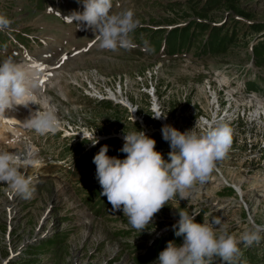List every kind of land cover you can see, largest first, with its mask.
Listing matches in <instances>:
<instances>
[{"label": "rangeland", "instance_id": "1", "mask_svg": "<svg viewBox=\"0 0 264 264\" xmlns=\"http://www.w3.org/2000/svg\"><path fill=\"white\" fill-rule=\"evenodd\" d=\"M204 4L205 0H113L114 14L131 9L134 19L139 23L134 29L137 32L134 40L129 39L128 33L131 47L112 51L101 50L96 42L89 43L91 39L94 40L93 32L91 36L86 35L75 29V22H64L63 16H69L79 8L83 11V6L77 0H0V16L11 20L10 26L0 29L8 39L7 46L0 48V62L12 58L18 64L29 65L31 60H35L31 58L38 57L42 49L47 51L40 60L49 66L48 73L44 72L43 75H50L43 81L40 74L43 71L38 73V98L36 104L28 107L29 120L36 117V109L41 113L52 109L58 122L54 130L62 129L70 122L74 127L70 133H80L66 136V132L57 131L52 135L40 133L31 124H25L28 129L21 135L22 141L18 138L16 142L1 139L0 150L21 156L28 152L31 144L35 145L38 148L36 164H39L38 168H42L41 171L38 170L39 173L33 167L22 170L34 178L35 192L31 199H24L12 193L6 185L0 184L1 258L6 256V247L9 245L11 250L19 251L11 264H132L136 254H140L137 250L144 237L154 239L155 249L152 253L164 250L169 241H174L177 245L182 243V237L179 240L175 237L166 239L167 234L174 230L173 225L179 219L180 211L198 212L195 221L198 220L199 223L220 219L222 223L217 226L218 234L226 228L237 239L245 231L253 230L254 225L264 226V199L259 198L263 188L254 187L256 183L264 184V156H261L264 145L253 147L264 138L259 135L254 137L255 133H264V122L259 120L253 124L256 132L251 129L252 125L244 122L238 126L239 131L235 129V125L231 126L234 128L232 139H237L234 141L235 147L229 148L233 152H227L222 159L216 161V166L221 168L228 181L225 179L221 186L215 187L221 181L211 182L213 175H218L214 168L206 182H197L184 200L179 197L170 200L154 214L148 229L140 232L131 227L127 217L123 213L117 215L118 211L109 207V202L104 207L100 206L103 210L97 208L101 204L99 200L104 196L100 195L101 199L97 197L93 201L89 197L98 189L102 190L101 187L98 188L95 174H92L95 169L93 157L102 145H108V156L118 152L123 145L115 140L118 133L127 134L135 129L143 131L156 141L155 150L160 153L162 151V157L168 160V142L162 139V135H152L153 127L157 125L152 120L149 106L151 100L146 93L148 89L145 88L150 87V78L160 97L161 111L165 112L171 122H176L182 132L193 129L196 121H200V116L210 114L212 100L209 99L208 80L222 81V75L230 76L231 80L238 82L248 78L253 73L251 69L259 70L262 77L248 82L247 89L258 92L257 96L264 104V58L256 59V65L251 61V46L264 41V36L252 34L244 24L234 26L229 18L235 16L226 4L213 10L203 9ZM238 4L243 15L248 16L242 17L243 23H247V20L264 23V0H238ZM54 12L60 14V17ZM199 17H202L203 22L211 24V27L224 24L221 29L223 33H235L228 49L224 53H200L208 32L191 28L188 33L192 32L194 38L188 51L183 52L187 57H177L179 59L175 60L171 58L159 64L157 48L164 38L163 32L159 30L172 31L171 36L175 32L173 26H184L188 20H199ZM186 40V37L181 38L180 42H184L186 46L178 51L186 49ZM148 42H152L150 48ZM169 43L173 44V38ZM54 45L58 49L49 51ZM63 50L66 56L74 51L80 55L54 69L58 59L56 57H60ZM75 65H80L82 71L88 70V73L96 72V76H103L104 81L112 88L120 81L123 95L120 98L117 94V98L133 104L137 115L144 116L148 124L147 130L135 123L136 117L132 118L133 121L130 120L129 112L124 106L106 100L99 102L73 87L71 82L79 75L66 74L68 70H76ZM84 75L86 73L82 74ZM100 86L105 85L101 83ZM46 96L50 97L49 107L42 104L47 99ZM242 100L246 106H253L251 117L258 113L256 110L259 107L253 98L251 103L247 99ZM196 113L200 114L199 118L193 116ZM94 131L99 143L93 147L88 143L89 139L83 140V137L91 136ZM251 144L253 145L250 146ZM115 156L124 159L126 154L118 152ZM226 163L229 165H224ZM240 184L242 195L232 188ZM202 192L205 194L202 195ZM105 199L107 200L106 197ZM60 234L66 235L64 242L57 244L56 240L55 246H49L50 242H47L43 248L45 251L28 250V246L34 247L41 238ZM259 235L260 239L252 244H239V252L232 264H264V231ZM211 260L212 264H224L218 256Z\"/></svg>", "mask_w": 264, "mask_h": 264}, {"label": "clouds", "instance_id": "2", "mask_svg": "<svg viewBox=\"0 0 264 264\" xmlns=\"http://www.w3.org/2000/svg\"><path fill=\"white\" fill-rule=\"evenodd\" d=\"M83 11H73L66 17L76 29L92 30L94 40L101 50L115 51L129 48L127 38L139 23L131 9L113 13V0H77ZM11 25V20L0 16V29ZM38 73L16 63L12 58L0 62V113L14 105L27 107L37 99ZM44 102V101H42ZM46 104V102H44ZM156 119L164 117L158 113ZM57 120L53 110L48 109L30 121L38 132L54 130ZM162 139L168 142V160L155 150L156 141L143 131H131L123 135V145L119 152L124 159L108 156V145H102L93 157L95 178L114 211H122L134 229H148L154 214L170 200H184L189 190L197 183L203 184L232 144L233 129L226 123H218L214 118H201L195 127L183 133L170 125L161 128ZM89 144L95 146L99 139L95 131ZM37 163L33 153L25 155L0 150V184L6 185L12 193L24 199L34 195L33 177L25 171ZM198 212L180 211L179 219L173 225L175 236L182 237L177 245L169 241L154 264H210L218 256L224 264H232L239 252V244H252L260 239L264 226L254 225L245 231L240 239L225 228L218 234L220 219L197 223Z\"/></svg>", "mask_w": 264, "mask_h": 264}, {"label": "trees", "instance_id": "3", "mask_svg": "<svg viewBox=\"0 0 264 264\" xmlns=\"http://www.w3.org/2000/svg\"><path fill=\"white\" fill-rule=\"evenodd\" d=\"M226 4L231 12L234 14L236 17H248L247 15H243L244 12L239 8L240 5L238 4V0H205V4L203 5L204 8H208L209 10H213L215 7L224 5ZM230 13V12H229ZM234 26L238 25H243L247 28V31L251 32L252 34H259L263 33L261 36H264V23H260L257 21L253 20H247L250 21L251 23H243L242 20H237L235 18H229ZM199 20L191 19L188 21L187 25L182 27V28H177L174 30L175 32L172 34L171 37H173V45H180L182 42H180L181 38H187L186 43L187 46L189 45L191 39L194 38L192 35V32L188 33L191 28L197 29L198 31L202 32H208L207 34V41L205 42L206 44V50L212 51L215 53H224L229 46V43L232 42V35H235V33L227 34L226 32H222L223 25L220 27H211L208 22H203L202 17H199ZM196 30V31H197ZM6 41V38L3 37V35L0 33V47L5 46L4 43ZM183 45L184 42L182 43ZM260 44V45H259ZM186 46V45H185ZM252 55L254 56L255 59H263L264 58V41H261L260 43L256 44L252 48ZM242 126V125H241ZM239 131V129H237ZM237 131V132H238ZM99 191V189H98ZM97 195V194H96ZM199 223L200 221H195ZM176 240H179L181 237L174 236ZM172 238H169L171 240ZM174 239V240H175ZM57 240V244L61 241L63 242L64 240L62 239V235L59 238H56V236H53L52 238L46 239L44 241H40L35 247L29 246L28 250L30 252L36 251L39 249V251L44 250L45 243L50 242L49 246H55V241ZM63 240V241H62ZM153 251V250H152ZM162 250H158L154 254L157 255L160 253ZM151 253V252H150ZM150 255L147 258H140L137 259V264H146L148 260H150L153 255Z\"/></svg>", "mask_w": 264, "mask_h": 264}, {"label": "bare ground", "instance_id": "4", "mask_svg": "<svg viewBox=\"0 0 264 264\" xmlns=\"http://www.w3.org/2000/svg\"><path fill=\"white\" fill-rule=\"evenodd\" d=\"M52 45H50V47H51ZM66 47V46H65ZM56 49H58V46L57 45H54L49 51H54V50H56ZM80 49V48H79ZM47 51H46V49L45 50H41L39 53H38V57H36V58H31V59H35V60H31V65H25V66H27V67H29V68H31V69H33L35 72H40L41 70H43L44 69V67H46V66H44L43 65V63L41 62V57H44V56H42L44 53H46ZM87 52V51H86ZM40 54V55H39ZM83 60H81V62H82ZM34 62V63H33ZM52 62V61H51ZM69 63V62H68ZM75 63V62H74ZM51 64V63H50ZM76 66V69H78V66L77 65H75ZM49 67V66H48ZM53 69V68H52ZM69 71L70 70H68V72H67V74L69 73ZM48 73V72H47ZM55 73V72H54ZM53 76V75H52ZM41 78V77H40ZM42 81V80H41ZM43 82V81H42ZM38 83H39V81H38ZM39 86V85H38ZM40 88V87H39ZM44 90H45V88H44ZM39 91V90H38ZM40 93H42V92H40ZM117 98V97H116ZM255 101H256V103H257V107H259L257 110H256V112H258V113H256V114H254L255 116H257L259 113H260V111H259V109H260V107H262L264 104H263V102H262V100L260 99V98H253ZM253 101V100H252ZM36 102H37V99H35L34 101H33V104L32 103H30L29 105L31 106V105H34V104H36ZM44 102H46V104L44 103ZM42 104H43V106H47L48 105V102L47 101H44ZM29 105L27 106V107H24V106H22V105H14L12 108H9V109H5V111H4V113H0V141H1V139H2V141L3 140H5V139H11L13 142L16 140V138L18 137V136H20L22 133H24V130L27 128V127H25V124H27V125H30V120H29V118H28V116H30V114H28L29 112ZM29 107V108H28ZM49 107V106H48ZM30 111H31V109H30ZM33 111H34V109H33ZM40 111V110H39ZM37 109L34 111V113H35V115L34 116H38L41 112H39ZM262 115H264V113H261ZM252 115V114H251ZM253 115V116H254ZM32 116V115H31ZM58 127H60V126H58ZM55 129H56V127H55ZM54 131V130H53ZM13 135H16V137H14ZM10 140V141H11ZM5 141H8V140H5ZM11 141V142H12ZM16 142V141H15ZM35 147L34 146H31V148L28 150V151H31L32 153H33V155L35 154ZM38 163H40V162H38ZM224 165H229V163H226V164H224ZM38 166H39V164H35V167L34 166H31V167H33V168H36L35 169V171H38V170H42V168H38ZM215 170H216V172H217V174L219 175V177H218V175H213V179L211 180V182H216V181H221L217 186H215V187H219V186H221L222 185V183H223V181H225V179H226V177L222 174V172L223 171H221V168L220 167H217V166H215ZM23 170V169H22ZM40 171H38V173L40 172ZM33 172H34V170H33ZM46 172V171H45ZM215 172V173H216ZM28 174H29V172H28ZM42 175V174H41ZM29 176V175H28ZM36 176V175H35ZM40 177V176H39ZM42 177V176H41ZM218 177V178H217ZM264 178V177H263ZM37 179H39V178H37ZM44 179V178H43ZM243 180V179H242ZM226 181H228L227 179H226ZM56 182V181H55ZM227 183V182H226ZM235 183V182H234ZM57 184V183H56ZM228 184V183H227ZM237 184V183H236ZM256 189H257V187H262L263 189V191H262V193L261 194H259V198L260 199H264V184L262 185L261 184V182L260 183H256L255 184V186H254ZM233 188L236 190V191H238V193L240 194V195H242V189H241V184L240 185H234L233 186ZM205 193L204 192H202V195H204ZM209 196V195H208ZM17 198V197H16ZM204 198V197H203ZM55 199V198H54ZM58 199V198H57ZM56 199V200H57Z\"/></svg>", "mask_w": 264, "mask_h": 264}, {"label": "built area", "instance_id": "5", "mask_svg": "<svg viewBox=\"0 0 264 264\" xmlns=\"http://www.w3.org/2000/svg\"><path fill=\"white\" fill-rule=\"evenodd\" d=\"M215 105H218L217 102L215 101ZM232 141H237V139H232ZM253 144H251L250 146H252ZM262 145H264V143H262ZM261 155H262V152H261ZM260 156V155H259ZM259 156H258V159H259ZM15 254H19V251L16 252V249H15ZM0 260H1V257H0Z\"/></svg>", "mask_w": 264, "mask_h": 264}, {"label": "snow or ice", "instance_id": "6", "mask_svg": "<svg viewBox=\"0 0 264 264\" xmlns=\"http://www.w3.org/2000/svg\"><path fill=\"white\" fill-rule=\"evenodd\" d=\"M66 59V58H65Z\"/></svg>", "mask_w": 264, "mask_h": 264}]
</instances>
